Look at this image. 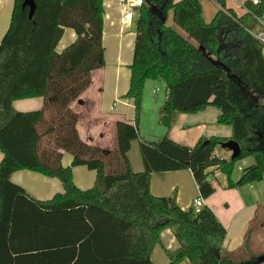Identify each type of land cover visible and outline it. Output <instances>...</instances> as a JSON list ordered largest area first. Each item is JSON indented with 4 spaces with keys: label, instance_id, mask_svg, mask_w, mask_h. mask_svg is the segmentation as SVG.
<instances>
[{
    "label": "trees",
    "instance_id": "1",
    "mask_svg": "<svg viewBox=\"0 0 264 264\" xmlns=\"http://www.w3.org/2000/svg\"><path fill=\"white\" fill-rule=\"evenodd\" d=\"M36 9L15 0L10 28L0 44V264H154L152 253L164 231L179 247L166 251L169 264H264V251L224 253L227 231L208 207H171L172 199L151 193L155 173L190 170L200 196L215 189L209 170H219L227 189L264 181V47L254 36L264 18V0L246 1L238 16L226 0L210 22L200 0H142L136 8L134 60L125 96L134 101V124H117L118 152L83 142L78 116L70 110L105 67L104 0H34ZM175 26L187 37L168 25ZM77 35L62 52L64 30ZM161 82L166 99L159 123L170 131L178 117L209 107L220 111L218 124L232 128L237 160L215 155L228 139L200 140L193 148L165 137L142 141L144 171L134 173L128 159L140 140L144 89ZM42 98L40 111L19 112L14 102ZM208 141V143H206ZM73 156L62 166L63 154ZM251 160L237 181L238 162ZM96 172L92 189L74 183L73 169ZM30 171L58 179L63 194L40 202L11 177ZM247 249V250H246Z\"/></svg>",
    "mask_w": 264,
    "mask_h": 264
},
{
    "label": "crops",
    "instance_id": "2",
    "mask_svg": "<svg viewBox=\"0 0 264 264\" xmlns=\"http://www.w3.org/2000/svg\"><path fill=\"white\" fill-rule=\"evenodd\" d=\"M200 1L204 7L205 18L210 22L221 8L213 0ZM246 1L257 2V0H226V8L233 10L238 16H243L246 13L244 9ZM141 4L142 0H126L125 3H120L119 0H104L105 67L92 72L90 87L70 104V110L78 116L77 131L80 139L90 146L113 153L118 152L117 124L124 122L132 125L135 120L134 101L125 96L130 89V67L134 60L135 10ZM14 5L15 0H0V44L10 28ZM76 39L74 30L65 29L57 51L62 52ZM158 82L149 81L144 89L139 121L141 138L132 142L128 153L134 173L144 171L140 150L142 141L158 143L168 137L177 144L193 148L200 140L211 138L230 140L232 137V128L218 124L220 111L212 107L197 114L180 115L174 127L167 131L159 123L166 94L157 87ZM156 90L159 91L155 93ZM43 107L42 98L14 102V108L23 113L40 111ZM60 152L63 154L62 166L64 168L71 166L73 156ZM215 155L225 160L231 159L232 156L231 152L219 148L216 149ZM3 159L4 155L0 152V164ZM209 174L215 192L207 200L203 199L204 207L212 210L227 231L223 252L233 253L242 250L246 242H248V250L264 251V189H259L257 185L227 189V180L219 170L211 168ZM73 176L75 185L83 191L92 189L96 183V172L84 166L75 167ZM11 181L24 188L32 198L40 202L51 201L57 194L64 193L60 180L30 171L14 173ZM151 193L155 197L172 199L182 210L191 209L193 201L200 197L198 185L190 170L153 174ZM178 247L179 244L171 231H164L160 243L152 253V262L169 264L166 251H175ZM181 264L191 263L184 261Z\"/></svg>",
    "mask_w": 264,
    "mask_h": 264
},
{
    "label": "water",
    "instance_id": "3",
    "mask_svg": "<svg viewBox=\"0 0 264 264\" xmlns=\"http://www.w3.org/2000/svg\"><path fill=\"white\" fill-rule=\"evenodd\" d=\"M23 7L29 8V19L32 20L35 9H36L35 1L34 0H23ZM257 31H259V30H257ZM206 143H208V141ZM220 147L223 150H227V151L231 152V154H232L231 160H233V161L237 160L242 153V149H241L240 145L233 140H229L228 142L222 143L220 145ZM171 207L172 208L176 207L174 202H172Z\"/></svg>",
    "mask_w": 264,
    "mask_h": 264
},
{
    "label": "built area",
    "instance_id": "4",
    "mask_svg": "<svg viewBox=\"0 0 264 264\" xmlns=\"http://www.w3.org/2000/svg\"><path fill=\"white\" fill-rule=\"evenodd\" d=\"M120 3H125L126 0H119ZM258 22L261 26V28L259 29V31H257V33L254 34V36L260 41V43L263 45L264 47V18L263 19H258ZM159 90H156L155 93H157ZM245 162L243 161L242 164H244ZM237 170H239L240 172H242L243 168L242 166H239L237 168ZM204 208V200L203 198L200 196L198 198H196L193 201L192 204V209L195 212V214H199L202 209Z\"/></svg>",
    "mask_w": 264,
    "mask_h": 264
},
{
    "label": "rangeland",
    "instance_id": "5",
    "mask_svg": "<svg viewBox=\"0 0 264 264\" xmlns=\"http://www.w3.org/2000/svg\"><path fill=\"white\" fill-rule=\"evenodd\" d=\"M168 25H169L170 27L176 29L177 31H179L183 36L187 37V35H186L182 30H180L177 26L174 25V23H173L171 17H170L169 20H168ZM187 38H188V37H187ZM156 85H157V87H159L161 90H163V93L165 92L161 82H158ZM159 94H160V93H159ZM218 148H219V149H222L221 147H218ZM222 150H223V149H222ZM223 151H227V150H223ZM228 152H229V151H228ZM229 154H230V153H229ZM244 162H245V161H244ZM251 163H252L251 160H246V162H245L244 164H242V162H238V163H237V167H238V166H242V168H245V167L249 166ZM240 176H241V172H240L239 170L236 169V170H235V173H234V175H233V178H234L235 180H237ZM225 178H226V177H225ZM255 185H257L259 189H264V181L261 182V183L255 184ZM263 200H264V194H263Z\"/></svg>",
    "mask_w": 264,
    "mask_h": 264
}]
</instances>
